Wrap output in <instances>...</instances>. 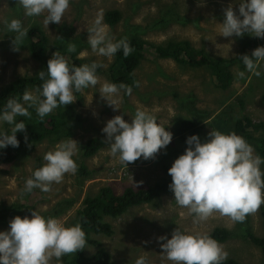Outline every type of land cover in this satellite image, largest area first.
Segmentation results:
<instances>
[{"label":"rangeland","instance_id":"374dc122","mask_svg":"<svg viewBox=\"0 0 264 264\" xmlns=\"http://www.w3.org/2000/svg\"><path fill=\"white\" fill-rule=\"evenodd\" d=\"M229 4L236 11L238 4L233 0H203V3L199 0H70L61 22H50L45 28L43 16H25L16 0H0V19L17 18L25 27L37 26L48 37L46 53L52 50L58 35L57 26L62 24L67 28V25H72V31L69 35L67 30L66 33L71 40L68 43H76L74 56L81 59L82 64L97 61L105 65L97 68L96 86L74 93L76 98L72 103L59 106L47 115L60 113L58 117L65 123L63 128L69 131L68 134L63 131L59 136H44L26 144L12 161L0 162V230L8 228L12 217H30L33 210L45 217H55L66 225L84 196L96 194L101 186H109L114 194H119L125 186L136 189L167 179L170 177L167 169L186 147L175 132L176 126L184 119L190 118L199 124L198 136L202 142L210 138L208 133L212 128L226 133L231 122L244 115L254 123L262 122V125L252 128L251 133L255 137L264 135V105L260 100L264 74L256 77L246 73L250 78L236 76L237 71L244 70L240 56L247 39H253L257 47L264 45V38L249 34L241 37L216 34L219 23L223 22V9ZM111 9H117L120 17L109 25L103 15ZM97 15L102 17L113 39L132 34L152 43L187 39L194 48H204L212 56L235 57L229 66L233 81L228 88L220 89L213 84L205 66L180 65L171 58H158L147 53L134 72L138 86L129 95H123L121 109L113 111L98 93L100 84L110 81L106 70L113 57L97 56L87 43L86 26ZM13 35L5 32L4 25L0 23V91L18 76L34 75L41 69V61L29 54L23 39L18 42V50H12ZM252 50L247 48L246 53L250 54ZM34 88L28 87L27 90ZM137 107L151 111L158 122L172 133V139L154 158H139L126 166L109 154V145L101 128L117 114L130 121V114ZM29 111L35 112L34 109ZM4 128L9 126L4 125ZM95 136L102 138V145L93 155L83 157L82 144ZM69 138L79 145L74 159L78 168L84 166L85 173L77 168L75 175L65 174L59 184L51 185L50 191L33 189L21 198L20 189L25 178L31 175L36 160L45 163L43 154L52 150L59 141ZM249 144L254 153L259 154L255 145ZM260 167L263 170L264 164ZM263 205L248 214L243 222L233 223L228 217L214 213L206 221L193 223L192 214L176 205L173 193H163L154 203L131 206L118 217L104 216L103 220L111 224L112 234L91 233L90 236L100 241L109 252V264H134L140 255L146 256L151 264H161L160 243L163 241H158L157 237L166 235L170 238L172 230L178 226L188 232L201 233H209L214 227H225L230 235L217 242L227 251L228 257L239 264H263L260 249L245 233L250 229L255 235L261 234L260 208ZM84 251L90 254L94 248L87 244ZM61 261L62 257L59 261L53 259L51 264H61ZM163 264L172 262L165 260Z\"/></svg>","mask_w":264,"mask_h":264},{"label":"clouds","instance_id":"9594fccd","mask_svg":"<svg viewBox=\"0 0 264 264\" xmlns=\"http://www.w3.org/2000/svg\"><path fill=\"white\" fill-rule=\"evenodd\" d=\"M203 3V0H199ZM238 4L236 11L231 4L223 9V22L216 34L224 37H241L244 34L264 38V0H233ZM28 17L43 16L42 23H60L69 8L70 0H16ZM5 32L13 33V51L18 42L28 35V27L17 18L0 19ZM87 43L97 56L113 57L122 50L124 57L134 51L126 37L113 40L108 26L97 15L87 26ZM69 53L76 45H67ZM240 60L243 71L260 77L264 74V45L255 47L250 55L243 54ZM92 61L79 66L69 65L66 58L54 51L47 60L46 72L37 73L42 82L33 90H24L22 95L10 97L0 107V149L17 147L16 133L24 132L25 122L17 117L30 118L34 109L41 119L59 106L72 103L83 89L96 86V70L104 67ZM138 86V82H134ZM132 87L124 83L105 80L98 93L113 111L121 109L123 95H129ZM127 113V112H125ZM129 114V113H128ZM131 120L122 115L109 118L101 132L109 145V154L126 165L139 158H154L172 139V133L161 125L155 115L146 108L137 107L130 114ZM208 124L206 121H204ZM4 125L9 128L6 131ZM209 139L201 141L198 134L186 137V147L167 169L171 177L168 188L173 193L176 205L186 208L193 216V223L206 221L214 213L228 217L233 223L243 222L248 214L254 213L264 203V158L254 153L253 147L235 132L211 129ZM25 140L27 136L25 135ZM78 143L72 138L64 139L43 154V163L25 178L19 195L31 193L33 189L48 192L51 185L59 184L65 174L75 175ZM67 224V223H66ZM161 248V264H222L228 257L227 251L208 233L188 232L179 226L172 230L170 238L157 237ZM86 237L80 223L65 225L55 217H45L33 210L31 216L16 215L8 221V228L0 230V264H51L62 256L85 247ZM134 264H151L140 255Z\"/></svg>","mask_w":264,"mask_h":264},{"label":"trees","instance_id":"16d2710c","mask_svg":"<svg viewBox=\"0 0 264 264\" xmlns=\"http://www.w3.org/2000/svg\"><path fill=\"white\" fill-rule=\"evenodd\" d=\"M119 17L120 13L117 9L107 10L103 15L104 21L109 25L115 23ZM57 30L58 35L53 41L52 50L48 53H46L48 37L37 26H31L28 30V35L23 38L24 47L27 48L29 54L41 61L40 71L44 70L46 72L47 60L54 51L63 55L70 66H79L82 64V60L74 56L76 51L72 53L67 51L68 41H71L67 33L69 35V32L72 31V25H67V28H65L64 25L60 24L57 26ZM121 37L127 38L134 51L127 57H124L122 50H118L113 56V61L106 70L110 81L113 83H124L131 86L132 89L136 88L134 82H137V78L134 72L139 62L145 58L147 53L158 58H171L180 65H188L190 67L205 66L209 70V75L213 84L220 89L228 88L233 81V75L229 66L235 57L225 58L212 56L204 48H194L187 39H173L163 43H152L137 34H132L118 36L113 40H118ZM72 43L76 45L75 42L72 41ZM255 47L254 40L251 38L247 39L241 49V53L248 54L246 53L247 48L254 49ZM37 73L34 75L18 76L4 86L0 91V107L3 106L8 98H18L28 87H39L42 82L37 76ZM260 100L264 105V89L261 93ZM31 113L32 115L30 118L17 117L18 120H23L25 122V130L24 132L18 131L16 133L19 141L17 147L6 146L0 149V162L12 161L26 144L37 141L44 136H59L63 131H66L67 134L69 133L68 130L63 128L65 123L58 117V115H61L60 113L57 112L50 117L45 116L42 119L38 117L35 112ZM260 125H262V122L254 123L250 117L244 115L231 122V128L228 132H235L242 136L248 143L252 142L258 153L264 157V135L255 137L251 133L252 128H256ZM39 126L42 127L39 128ZM5 130L7 131L8 128ZM175 130L178 138L185 142L188 135L193 133L199 134V124L187 118L182 120L176 126ZM25 135L27 136L26 140L24 138ZM102 143V138L98 136L87 139L82 144L83 157L93 155ZM41 165L42 162L37 159L33 170ZM78 169L80 172L85 173L83 165L79 166ZM262 171H264V169ZM170 181L171 177H168L167 179L154 182L146 187L134 189L131 186H125L119 194H114L109 186H101L96 194L92 196L85 195L80 205L76 208L74 216L66 226L73 225L77 222L80 223L82 230L85 232V245H91L94 251L90 254H86L84 248L79 249L76 252L62 256L61 264H109V252L101 245L100 241L92 238L90 234H112L111 224L103 220L104 216L118 217L131 206L140 203H154L161 194L172 193L168 188ZM260 213L262 216L261 234L255 235L250 229H246L245 233L248 239L260 249L264 264V205L260 208ZM208 234L216 241H223L230 235V231L225 227H214ZM222 264L239 263L237 260L227 257Z\"/></svg>","mask_w":264,"mask_h":264}]
</instances>
